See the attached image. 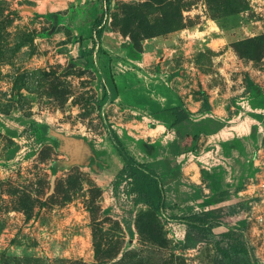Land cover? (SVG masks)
I'll use <instances>...</instances> for the list:
<instances>
[{
    "label": "rangeland",
    "instance_id": "374dc122",
    "mask_svg": "<svg viewBox=\"0 0 264 264\" xmlns=\"http://www.w3.org/2000/svg\"><path fill=\"white\" fill-rule=\"evenodd\" d=\"M105 5L0 0V264H212L213 243L185 248L187 226L171 209L156 214L137 205L138 187L119 178L125 161L111 130L132 128L140 146L146 140L158 151L152 159L171 151L146 133L159 123L142 112L150 83L136 80L129 94L141 113L123 112L117 76H161L202 101L198 113L225 106L218 120L199 119L186 106L173 111L187 160L219 125L252 116L250 125L264 127V0H110L97 37ZM250 139L239 170L264 160V138ZM185 156L178 160L187 164ZM250 174L230 190L186 180L187 192H176L182 212L211 207L203 200L227 191L241 201ZM165 194L172 200L169 185ZM248 225L250 247L264 264V224Z\"/></svg>",
    "mask_w": 264,
    "mask_h": 264
},
{
    "label": "crops",
    "instance_id": "0c3cea01",
    "mask_svg": "<svg viewBox=\"0 0 264 264\" xmlns=\"http://www.w3.org/2000/svg\"><path fill=\"white\" fill-rule=\"evenodd\" d=\"M144 73L140 74V76H136L135 72H127L125 74H119L120 76H117V79L119 77H123L122 80L119 81L122 83V85L120 87L118 82V89L116 91V93H118L117 102L119 101V103L123 104V106L120 107L121 111H131L135 114L141 113L139 109H136L134 107L135 103L130 100L129 94L132 93L131 91L133 88H137L135 85L136 80L145 79L147 83H150V85L149 87H147L148 90H146L144 94L146 99V106L142 108V112L150 114L151 116H153L155 121L159 122L155 127H152L151 131H148L146 133H148V135L152 138L153 143H157L159 140H163L167 141L168 144L171 145L176 140L181 141L182 135L179 133V130L174 125L176 115L173 113V111L186 106L189 112L198 113L201 111L202 101L197 102L196 100H194L193 95L188 92H186L185 95L183 93L176 92L167 84L165 80H162L161 76H149L147 73ZM130 75H133V77H129ZM152 84L153 86H159L155 87L156 91L154 92L150 90ZM165 86L167 88H165ZM211 108L213 111H208L207 109H204L203 112L198 113L197 115L201 116V118L199 119H205L209 117L211 119L218 120L219 118H225L226 111L224 105L218 108ZM199 119H197L196 121H199ZM255 120L257 119H254L252 116L245 117L244 119H242L241 122L224 124L221 128L212 130L205 136H202V148L195 152L190 151V158L188 160L185 156L186 161H189L187 164L182 163V161L178 160V158L182 160V158L180 157L187 154H184V151H181V153L178 155H174L170 152L166 154L165 157H163V160H159L160 158L157 160L152 159L153 152L154 154H156L158 151H152L151 148L153 146H149L147 142H144L146 140H140L141 146L144 143L147 147V151H143L144 146L141 147L139 145V142L137 143L139 135H136L132 128L130 129L128 126L125 127V125H123V131L120 132L119 130H116V132L118 133L119 137L124 142V144H126L127 146H132L133 143L135 147H132L135 150L131 152L130 148L128 149L136 159H139V157H144L141 152H145V154L148 156V159L146 158V161H139H145L144 163H147L160 175L165 189L167 188V185H169L173 194L172 200L166 198V206L169 210L171 207L183 203L182 201H179L177 195L179 196L180 194H176V192H178L177 189H179V191H186L184 190V188L187 187V181L193 182L196 185H204V188L206 189L209 183L213 186L215 190H220L222 188L230 190L232 188L237 187L235 185L240 182V179L244 178L245 175H248L250 172L251 176L248 177V180H250V178L256 175H260L264 179V160H262V157L260 158V160L255 158L253 161L250 160V164L245 166L243 168L244 170H239L237 168L239 166L240 159H243L246 154V151L248 149V146L246 144L248 141L252 140L250 138L254 136L255 140H257L258 143H260V141H262V139L264 138L262 134V130L264 129V127L260 125V121H257L258 125H250V122H253ZM228 122H232V120L230 119L228 120ZM248 128H250L249 131ZM126 136H131V138L127 137L125 139ZM184 136L187 138V135ZM150 151H152V153ZM210 156L212 159L210 158ZM255 162L258 167H256L257 165L255 164ZM251 168H253L252 171ZM177 174H179V176ZM186 194L189 195L188 193ZM202 198L203 197L201 196V199ZM231 198L232 196H224V198L220 200L215 199L214 201H210L209 197H206L203 202H206V204L211 205V207H207L202 210L216 209L237 203V200L232 201ZM186 202H188V200H186ZM178 208H176L175 210H169L170 212H168L171 213V215H180L185 213L184 211L182 212L181 206V209ZM177 211L180 212V214ZM242 222H239V224L235 225H240ZM179 224L186 226V224L183 223ZM183 233L184 235H186L185 228Z\"/></svg>",
    "mask_w": 264,
    "mask_h": 264
},
{
    "label": "trees",
    "instance_id": "16d2710c",
    "mask_svg": "<svg viewBox=\"0 0 264 264\" xmlns=\"http://www.w3.org/2000/svg\"><path fill=\"white\" fill-rule=\"evenodd\" d=\"M109 12L110 0H106L105 9L94 26L97 37L104 33L102 25L105 23ZM92 52L90 51V54ZM221 127L222 125H219L217 129ZM110 139L125 161L119 178L121 180L132 179L138 187L135 203L148 206L156 214L165 213L168 208L166 207V194L160 175L148 164L138 162L127 151L117 132L111 130ZM170 151L174 155L181 153L178 140L170 145ZM229 194V191L223 192L222 196ZM176 208L178 206H173L170 209L175 210ZM249 209L250 205L245 199H242L225 207L185 212L176 215L174 219L187 226L185 248L194 249L202 243L215 245L216 252L212 264H257L259 259L251 249L246 235L248 224L246 222H242L240 225L230 224V218L238 217Z\"/></svg>",
    "mask_w": 264,
    "mask_h": 264
},
{
    "label": "built area",
    "instance_id": "2783aa9c",
    "mask_svg": "<svg viewBox=\"0 0 264 264\" xmlns=\"http://www.w3.org/2000/svg\"><path fill=\"white\" fill-rule=\"evenodd\" d=\"M245 192L247 195L243 196L250 205V209L238 217L230 218V223L235 225L244 221L247 224H264V179L260 175L250 178L246 184ZM235 219L236 221H234Z\"/></svg>",
    "mask_w": 264,
    "mask_h": 264
},
{
    "label": "bare ground",
    "instance_id": "6f19581e",
    "mask_svg": "<svg viewBox=\"0 0 264 264\" xmlns=\"http://www.w3.org/2000/svg\"><path fill=\"white\" fill-rule=\"evenodd\" d=\"M185 156V155H184ZM182 157V156H181Z\"/></svg>",
    "mask_w": 264,
    "mask_h": 264
}]
</instances>
